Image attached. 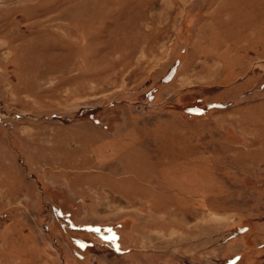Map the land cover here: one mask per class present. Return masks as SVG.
<instances>
[{
  "label": "rangeland",
  "instance_id": "rangeland-1",
  "mask_svg": "<svg viewBox=\"0 0 264 264\" xmlns=\"http://www.w3.org/2000/svg\"><path fill=\"white\" fill-rule=\"evenodd\" d=\"M0 264H264V0H0Z\"/></svg>",
  "mask_w": 264,
  "mask_h": 264
}]
</instances>
